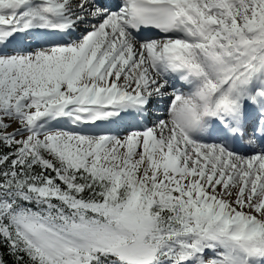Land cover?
Instances as JSON below:
<instances>
[{
    "label": "snow or ice",
    "instance_id": "1",
    "mask_svg": "<svg viewBox=\"0 0 264 264\" xmlns=\"http://www.w3.org/2000/svg\"><path fill=\"white\" fill-rule=\"evenodd\" d=\"M0 264H264V0H0Z\"/></svg>",
    "mask_w": 264,
    "mask_h": 264
}]
</instances>
